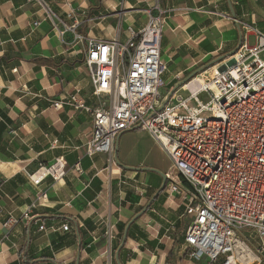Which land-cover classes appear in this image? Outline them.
Listing matches in <instances>:
<instances>
[{
  "label": "crops",
  "instance_id": "1",
  "mask_svg": "<svg viewBox=\"0 0 264 264\" xmlns=\"http://www.w3.org/2000/svg\"><path fill=\"white\" fill-rule=\"evenodd\" d=\"M48 2L55 15L52 19L26 0H0V264H115L120 227L148 202L162 179L156 172L111 163L106 154L87 156L91 114L72 106H54L76 88L95 104L85 45L71 42L72 31L62 35L59 21L76 24L77 32L86 38L126 42L130 28L143 29L149 10L158 6L165 15L161 43L168 78H163V85L172 87L179 81L178 74L183 78L206 60L236 48L242 29L235 18L264 28L259 24L264 22L262 3L231 0L233 10L240 11L234 17L228 0ZM120 147L119 143L118 152ZM58 157L65 160V176L58 181L47 176L39 185L32 182L30 174ZM124 172H132L130 179L145 173L144 181H139L142 187L122 188L127 183L121 180ZM161 194L131 226L137 237H127L120 252L122 262L210 264L207 259L185 257L180 225L189 219L178 197ZM130 195L140 201L133 205ZM32 203L36 207L26 217ZM65 223L72 227L70 231L63 229ZM41 224L47 229L41 231ZM108 224L115 225L111 240L106 234ZM44 254L48 257L41 258Z\"/></svg>",
  "mask_w": 264,
  "mask_h": 264
},
{
  "label": "built area",
  "instance_id": "2",
  "mask_svg": "<svg viewBox=\"0 0 264 264\" xmlns=\"http://www.w3.org/2000/svg\"><path fill=\"white\" fill-rule=\"evenodd\" d=\"M26 1L43 9L48 19L55 16L48 0ZM260 1L264 11V0ZM148 13L143 29L130 28L126 42L86 38L76 24L59 21L62 35L72 31L71 42L85 45L95 104L76 88L54 106L91 114L87 156L106 154L114 163L116 139L132 128H142L160 144L172 163L165 172L163 193L178 197L189 219L183 245L190 259L264 264V28L235 18L242 29V44L235 54L182 85L189 97L177 90L165 104L167 97L161 94L165 15L158 6ZM176 80L182 81L180 74ZM204 93L205 101L199 97ZM65 165L58 157L30 178L38 185L47 176L58 181L66 174ZM35 207L36 203L29 206L26 217ZM114 226L108 224L106 230L110 240ZM62 227L72 228L68 223Z\"/></svg>",
  "mask_w": 264,
  "mask_h": 264
},
{
  "label": "rangeland",
  "instance_id": "3",
  "mask_svg": "<svg viewBox=\"0 0 264 264\" xmlns=\"http://www.w3.org/2000/svg\"><path fill=\"white\" fill-rule=\"evenodd\" d=\"M259 24L264 25V22L260 21ZM249 40H250V44L255 43L253 35H251ZM227 53H225V54H227ZM262 58L264 59V54H262ZM208 61L209 60H206V62H208ZM211 61H209V62H211ZM206 62L202 63V65L201 64L200 65L204 66L206 64ZM194 70L195 69L191 70V72H189L186 76H184L182 78V80L185 79L186 77H188L189 75H191L192 71H194ZM162 78H164V80H166L168 77L166 74H163ZM175 85L176 84H174L172 87H170L168 84L162 85V87H161L162 88V91H161L162 96H164L166 98L170 94L172 88ZM91 88H92V86H91ZM178 93L181 94L184 98H187L190 96V92L184 88H179ZM207 96L208 95H206L204 93V94H201L199 97H200V99L205 101L207 99ZM119 135H120L119 143H120L121 147L119 148L120 151L117 154V158L114 155L115 162L129 166V167L154 168L156 170L161 171L162 173H164L170 169L172 163H171V160H170L169 156L167 155L166 151L164 149H162L160 144L158 142H156L151 137V135L149 133H147L145 130H143L142 128H132V130L123 131ZM119 143H118V146H119ZM115 168H118V167L115 166ZM122 175H124V176H122L121 180H124V181L126 180V182H127L126 184H124V183L122 184V188L124 186L126 188H130L131 186H134L135 184H137L139 186V188L142 187V185L140 184L139 181H141V182L144 181L143 175H145V173L137 174L136 176L133 177V179H130V177L133 176L132 172H124V173H122ZM134 179H137L138 182L135 181ZM158 182L159 181H157L156 185L158 184ZM166 208L169 211H175L173 206H171V207L166 206ZM176 209H178V208L176 207ZM164 213H166V212H164ZM245 230H246V232H249V233L251 231L250 228H247ZM184 254H185V252H184ZM185 257L187 259H190L187 254H185ZM206 259L207 258H203V260H206ZM197 260L200 261L201 259H197ZM192 261H196V259H192ZM217 263H219V262H217Z\"/></svg>",
  "mask_w": 264,
  "mask_h": 264
},
{
  "label": "water",
  "instance_id": "4",
  "mask_svg": "<svg viewBox=\"0 0 264 264\" xmlns=\"http://www.w3.org/2000/svg\"><path fill=\"white\" fill-rule=\"evenodd\" d=\"M229 1V6H230V9L232 11V15L235 17L236 16V11L233 10V6H232V3H231V0H228ZM239 43L238 45L236 46V48L231 51L230 53L228 54H225V55H221V57L215 59V60H212L211 62H208L206 63V65L202 66V67H199L197 69H195L194 71H192L191 75H189L188 77H186L185 79H183L182 81L178 82L177 85H175L173 87V89L171 90L170 94L167 96L166 100H165V104L169 101V99L177 92V90L182 86L184 85L185 83H188L189 81L192 80L193 77H195L196 75L202 73L204 70H206V68L208 67H211L217 63H220L223 59L227 58L228 56H231L233 54H235L236 50L241 46L242 44V41H241V36L239 38ZM119 138H120V135L118 136V138L116 139V143H115V150H116V156L118 154V142H119ZM121 166H123L124 168L126 169H129V170H136V171H152V172H156L159 174V176L161 177L162 179V184H161V187L159 188V190L155 193L154 197L149 201L148 205L142 209V211L138 212L135 214V216L127 223V226L124 230V233H123V236H122V242L119 246V248L116 250L114 256H115V259H116V262L117 264H122V261L120 260V256H119V253H120V250L121 248L126 244L127 242V237H128V233H129V230L132 226V224L135 222V220L137 218H139L141 215H143L148 209V207L151 205V203L154 201V199L160 195V193H162L164 191V189L166 188V184H167V176L164 173H162L161 171L159 170H156L154 168H141V167H129V166H126V165H123V164H120ZM78 262H79V259H78ZM78 264V263H77Z\"/></svg>",
  "mask_w": 264,
  "mask_h": 264
},
{
  "label": "trees",
  "instance_id": "5",
  "mask_svg": "<svg viewBox=\"0 0 264 264\" xmlns=\"http://www.w3.org/2000/svg\"><path fill=\"white\" fill-rule=\"evenodd\" d=\"M234 10L236 11V15H238L239 13H240V11H238L237 9H236V7H234ZM210 60H212V59H210ZM209 60V61H210ZM42 61H44V62H48L47 61V59H42ZM161 184H162V180L156 185V191L153 193V195L149 198V200H148V202L144 205V206H142V207H140L139 209H138V211H137V213L138 212H140V211H142V209H144L147 205H148V203H149V201L154 197V195H155V193L159 190V188L161 187ZM161 196H162V194L160 193V195H158L155 199H154V201L151 203V205L147 208L148 210H150V208L158 201V200H160L161 199ZM128 197V196H127ZM129 201H131L132 202V204L134 205V204H137L139 201H140V198L139 197H132L131 198V195L129 196ZM147 210V211H148ZM141 217V216H140ZM139 217V218H140ZM130 221V220H129ZM128 221V222H129ZM127 222V223H128ZM127 223H124V224H122V226L120 227V229H119V242H118V244L116 245V246H114V253L116 252V250L119 248V246H120V244H121V242H122V236H123V233H124V230H125V228H126V226H127ZM189 221L187 220V219H184V220H182V222H181V225H180V231L183 233V232H186V230H187V228H188V226H189ZM132 226H134V223L132 224ZM132 228V227H131ZM131 228H130V230H129V233H128V237L129 236H132V238H135V237H137V235L136 234H132L131 233ZM184 235H185V233H183ZM184 235L182 236V238L184 239ZM183 239H181V241H180V243L183 241ZM83 247V244H81V248ZM125 248V245L121 248V250H120V252L123 250ZM113 253V254H114ZM119 256H120V253H119ZM41 258H45V257H48V255L47 254H44V255H41L40 256ZM120 260L122 261V258H121V256H120ZM115 261V260H114ZM115 264H117L116 263V261H115ZM122 264H124L123 262H122Z\"/></svg>",
  "mask_w": 264,
  "mask_h": 264
},
{
  "label": "bare ground",
  "instance_id": "6",
  "mask_svg": "<svg viewBox=\"0 0 264 264\" xmlns=\"http://www.w3.org/2000/svg\"><path fill=\"white\" fill-rule=\"evenodd\" d=\"M199 79H201L202 80V78L201 77H199ZM45 169H43V171H44ZM43 171H41L39 174H37L36 176H40L42 173H43Z\"/></svg>",
  "mask_w": 264,
  "mask_h": 264
}]
</instances>
